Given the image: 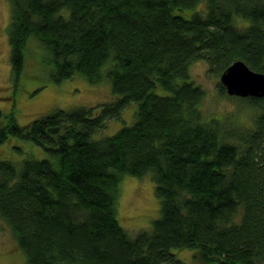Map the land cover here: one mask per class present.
<instances>
[{
    "label": "trees",
    "instance_id": "1",
    "mask_svg": "<svg viewBox=\"0 0 264 264\" xmlns=\"http://www.w3.org/2000/svg\"><path fill=\"white\" fill-rule=\"evenodd\" d=\"M7 1L14 85L32 51L53 81L107 79L112 93L24 125L0 112V144L46 152L0 158V220L25 264H183L174 250L186 248L204 264H264V97L240 98L259 110L248 124L205 118L189 68L201 59L219 76L243 60L263 73L264 0ZM134 103L132 122L94 138ZM147 173L158 215L131 236L118 185Z\"/></svg>",
    "mask_w": 264,
    "mask_h": 264
},
{
    "label": "rangeland",
    "instance_id": "2",
    "mask_svg": "<svg viewBox=\"0 0 264 264\" xmlns=\"http://www.w3.org/2000/svg\"><path fill=\"white\" fill-rule=\"evenodd\" d=\"M10 4L0 0V112H13L17 123L24 125L54 108L97 107L111 100L110 82L103 79L89 83L83 75L75 74L60 82L49 77L48 69L37 61L36 53L29 51L22 77L14 85L10 76V45L6 28L10 19ZM243 23H247L242 19ZM32 47H35L32 45ZM194 82L204 88L205 96L200 105L205 118L217 117L237 125L251 122L259 110L251 108L235 95L221 94L217 88L219 76L208 73L204 60H197L189 66ZM136 104L126 106L122 117L108 121L105 128L95 133V137H106L134 119ZM127 124V125H125ZM19 150H17V149ZM46 152L40 146L26 139L10 136L0 144V158L20 163L23 158H43ZM154 183L147 173L140 178L125 175L120 180L117 200V220L133 235L151 227L158 215V200L154 195ZM174 253L183 264H204L194 256L190 248L175 249ZM0 264H25V257L17 246L10 229L0 220Z\"/></svg>",
    "mask_w": 264,
    "mask_h": 264
},
{
    "label": "water",
    "instance_id": "3",
    "mask_svg": "<svg viewBox=\"0 0 264 264\" xmlns=\"http://www.w3.org/2000/svg\"><path fill=\"white\" fill-rule=\"evenodd\" d=\"M219 77L230 96L264 97V72L250 69L243 60L231 62Z\"/></svg>",
    "mask_w": 264,
    "mask_h": 264
}]
</instances>
